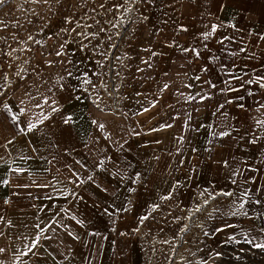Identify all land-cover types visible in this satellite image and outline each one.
Listing matches in <instances>:
<instances>
[{
  "label": "crops",
  "instance_id": "0c3cea01",
  "mask_svg": "<svg viewBox=\"0 0 264 264\" xmlns=\"http://www.w3.org/2000/svg\"><path fill=\"white\" fill-rule=\"evenodd\" d=\"M30 2L0 4L3 264H148L173 240L172 212L190 207L180 197L202 202L227 181H242L264 226V0H137L115 34L62 29ZM110 35L108 63L91 52ZM37 224L43 237L17 260Z\"/></svg>",
  "mask_w": 264,
  "mask_h": 264
},
{
  "label": "rangeland",
  "instance_id": "374dc122",
  "mask_svg": "<svg viewBox=\"0 0 264 264\" xmlns=\"http://www.w3.org/2000/svg\"><path fill=\"white\" fill-rule=\"evenodd\" d=\"M143 5L140 3L139 7L137 0H39V3L30 2L27 11L40 12L41 9L50 18L53 13L59 15L62 29L75 21L81 32L94 28L115 34L117 23L125 30L139 8L143 10ZM52 24L49 22L48 26ZM109 38V51L91 52L95 57L108 53V63L117 56L116 44L111 45L114 36ZM108 71L109 77L115 73L111 64ZM10 85L15 86L14 83ZM244 187L242 181L237 180L236 185L227 181L222 190L232 193L231 196H204L202 202H197L199 197L203 198L200 195L180 197L179 201L190 207L186 211L172 212L173 240L157 241V257L150 259L148 264H264V247H257L255 242L264 226L256 215L252 216V210L256 209H252L255 206L253 196L244 193ZM240 204L244 207L240 208ZM261 213L264 214L257 212Z\"/></svg>",
  "mask_w": 264,
  "mask_h": 264
},
{
  "label": "snow or ice",
  "instance_id": "6c2138e0",
  "mask_svg": "<svg viewBox=\"0 0 264 264\" xmlns=\"http://www.w3.org/2000/svg\"><path fill=\"white\" fill-rule=\"evenodd\" d=\"M3 3H4V0H0V4H3ZM216 31H217V25H212V28H211V31H210V32H205V33H203V37H204V39L207 40V39H208L213 33H215ZM224 39H228V37H225ZM220 42L223 43V40H221ZM185 51H187V49H185ZM193 51H195V50H193ZM241 51H243V49H241ZM59 54H60V53H58V55H59ZM197 55H199V53H197ZM145 63H148V61H145ZM197 79H199V77H197ZM257 79L259 80V79H261V78H257ZM251 82H252V81H248V83H251ZM84 83H89V81H88V80H85ZM164 87L167 88L168 85H165ZM261 87H264V84H261ZM204 98H207V97H204ZM190 99H192V98L190 97ZM231 102H232V101H228V103H231ZM45 103H47V100H45ZM152 106L154 107L155 104H153ZM4 107L7 108L8 105L5 104ZM37 107H40V105H37ZM220 107L222 108L223 105H220ZM241 107H243V105H241ZM262 107H264V106H262ZM148 110H149L148 108H144V111H145V112L148 111ZM23 111H24V110L21 109V113H23ZM53 111H57V109L54 108ZM17 119H18V117H17L16 115H13V116H12V121H13V122L17 121ZM47 119H48L47 116H42L40 122L42 123L43 120H47ZM70 119H71V117H68L67 119H65L64 122L67 124V123L69 122ZM257 124L260 125L261 127H264V121H257ZM100 127L103 128L104 125L101 124ZM164 127H171V125H161V128H164ZM35 128H36V124L31 123V122L28 123V126H27V131H28V132H31V131H32L33 129H35ZM158 130H160V129H153V131H158ZM228 135H229L228 132H221V133H220V136H221V137L228 136ZM251 142H252V143H255L256 140H252ZM9 143H11V141H9ZM77 162L80 163V161H77ZM104 163H105V162H104L103 160L100 161L101 166H103ZM225 163H226V162H225ZM14 171L20 172V171H23V169H14ZM73 175H77V174H76L75 172H73ZM77 178L79 179V176H78V175H77ZM88 179L91 180L92 177L89 176ZM4 183H7V181H4ZM217 194H218V195H226V196H231V195H232V193H230V192H221V193H217ZM163 198H164V199H168L169 197H163ZM257 202H258V201H257ZM239 207H240V208H243L244 205H243V204H240ZM153 210H155V209H153ZM105 211H107V209H105ZM109 214H110V213H109ZM234 214H235V213H234ZM147 218H148L147 216L141 217L142 220H146ZM0 219H2V217H0ZM73 219H75V217H73ZM78 222H79V221H78ZM35 227L38 228V229L40 230L39 234L35 237L34 240H32L30 246H28V245L25 246L26 251L21 252V253L16 257L17 260L20 259V256L27 255L28 253H31V252L33 251V249L36 248V247L38 246V244H39L41 238L43 237V233L46 231V229H45V228H40V225H39V224L35 225ZM217 231H221V229H217ZM69 235H72V233L69 232ZM44 238H47V237H44ZM73 238H77V237H73ZM256 246H257V247H264V244H258V245H256ZM4 251H5V250H4L3 248H0V253H2V252H4ZM0 264H3V262L0 261Z\"/></svg>",
  "mask_w": 264,
  "mask_h": 264
},
{
  "label": "built area",
  "instance_id": "2783aa9c",
  "mask_svg": "<svg viewBox=\"0 0 264 264\" xmlns=\"http://www.w3.org/2000/svg\"><path fill=\"white\" fill-rule=\"evenodd\" d=\"M8 203H9V199H5V200H4V204L7 205ZM8 220H9V217L7 216V217H6V222H7Z\"/></svg>",
  "mask_w": 264,
  "mask_h": 264
}]
</instances>
